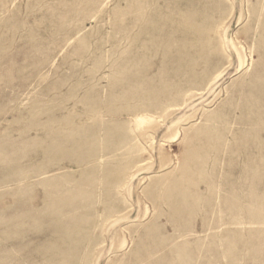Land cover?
<instances>
[{
  "label": "rangeland",
  "instance_id": "obj_1",
  "mask_svg": "<svg viewBox=\"0 0 264 264\" xmlns=\"http://www.w3.org/2000/svg\"><path fill=\"white\" fill-rule=\"evenodd\" d=\"M0 264H264V0H0Z\"/></svg>",
  "mask_w": 264,
  "mask_h": 264
}]
</instances>
